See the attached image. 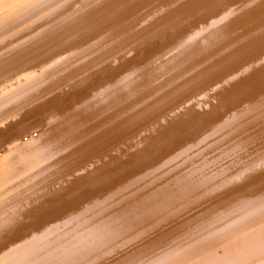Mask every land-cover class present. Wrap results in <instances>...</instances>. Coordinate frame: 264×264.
Here are the masks:
<instances>
[{
	"label": "bare ground",
	"instance_id": "6f19581e",
	"mask_svg": "<svg viewBox=\"0 0 264 264\" xmlns=\"http://www.w3.org/2000/svg\"><path fill=\"white\" fill-rule=\"evenodd\" d=\"M0 38V264H264V0H0Z\"/></svg>",
	"mask_w": 264,
	"mask_h": 264
},
{
	"label": "rangeland",
	"instance_id": "374dc122",
	"mask_svg": "<svg viewBox=\"0 0 264 264\" xmlns=\"http://www.w3.org/2000/svg\"><path fill=\"white\" fill-rule=\"evenodd\" d=\"M19 2V1H18ZM61 3H63V2H61ZM61 3H59L60 4V7H58L59 5L57 4V6H52V7H49V10H48V8L46 9V10H44V12H42L41 14H39V15H37L35 18L37 19L38 17V19H42V18H45L47 15H48V12H49V14L51 13V12H57V11H60V10H62L61 9ZM53 7H54V10H53ZM56 7V8H55ZM58 7V8H57ZM9 9L8 7H5V9H3L4 11L5 10H7V9ZM57 9V10H56ZM48 10V11H47ZM53 10V11H52ZM3 11V12H4ZM45 11H47L46 13H47V15L45 14ZM63 14H58L56 17H58V16H62ZM55 17V18H56ZM59 18V17H58ZM57 19V18H56ZM35 20V19H34ZM50 20V19H49ZM51 21V20H50ZM34 24V22L32 21L31 23L29 22L28 24H31V26L30 25H27V23L26 24H24V26H26V27H28L29 26V28H28V30H29V32L30 31H32L33 33H36L37 31H39V28L40 29H42L43 27H45V24H46V26H47V22H45V23H41L38 27H33V28H31L32 26H34V25H36V24ZM44 25V26H43ZM23 26V24L22 25H20L19 27H21V29H24L25 27ZM18 27V28H19ZM17 28V29H18ZM31 29V30H30ZM34 30H36V31H34ZM15 31V33H17V31L16 30H14ZM14 31H13V35L15 34L14 33ZM11 34V35H12ZM5 37V36H4ZM1 40H0V42L1 41H4V38H0ZM3 39V40H2ZM153 39V41H154V44H156V45H152V47L151 48H149V50H147V52L144 54V52L142 51V55L143 56H149V55H151V54H153V53H155V51L158 49V45H159V47L162 45V43H163V40H162V38H158V40H157V37L156 38H152ZM152 39L150 40V41H152ZM155 39H156V41H155ZM5 40H6V37H5ZM159 40H162V42L160 41V43H159ZM149 41V42H150ZM158 42V43H157ZM151 44H152V42H150ZM158 44V45H157ZM151 49V50H150ZM139 50V49H138ZM149 52V53H148ZM134 53V55H135V52H133ZM133 53H131V54H133ZM141 53V52H140ZM57 55V57H56V59L57 58H59V57H61L60 55L61 54H56ZM55 55V56H56ZM55 56L54 57H52V58H50V59H48L49 61H52V60H54L55 59ZM96 71V72H95ZM95 71H93V75L95 76V78L97 79V78H100V79H103L104 78V75H108V73H106V72H104V71H101V70H95ZM101 71V72H100ZM103 72V73H102ZM95 73V74H94ZM103 74V75H102ZM101 75V76H100ZM98 76V77H97ZM100 76V77H99ZM94 78V79H95ZM95 79V80H96ZM94 80V81H95ZM94 81H89V83H87L86 84V87H84V90H92V89H94V87H96V83L94 82ZM64 90H66V91H64ZM79 90V89H78ZM58 92H55V93H53L52 95H50L49 96V98L47 99L48 101L49 100H55L56 99V97H65V95H67V94H69V92L71 93V90H68L67 89V87H64V89L62 88V89H60V90H57ZM62 91H63V93H62ZM85 92V91H84ZM90 92V91H89ZM75 93V95L77 94L76 92H74ZM61 94V95H60ZM72 94V93H71ZM59 95V96H58ZM76 97V96H75ZM54 98V99H53ZM241 102H240V99H239V101H238V103H240V106H241V108L243 107V106H245V103L243 102V106L241 105L242 104V101H244V99H245V97H241ZM57 103V102H56ZM189 103H192V102H189ZM231 103H228L227 105L228 106H231L230 108L227 106V108L230 110V113H234V112H232L233 111V109L235 110V108L237 109V108H239L238 110H240L241 108H240V106H238L237 104H235V105H233L235 108H233V106H232V104L230 105ZM42 105V104H41ZM67 105V102H59V103H57L56 104V109H64V107ZM69 105V104H68ZM237 105V106H236ZM40 105H37L36 106V108L35 109H33L32 111H34V113L36 112L37 113V111H39L40 109H38V107H39ZM199 108H201V107H199ZM198 108V109H199ZM206 108V107H205ZM207 109V108H206ZM228 109H226L225 111H229ZM232 109V110H231ZM36 110V111H35ZM200 110H201V112L203 111V113H204V109L202 110V109H199V111H195V112H198L197 114H199L200 113ZM219 111L220 110H218V113H219ZM221 112V111H220ZM217 113V114H218ZM229 113V112H228ZM41 118L43 119V117H38V116H36V117H34L31 121H28L27 123H29V131H31L32 130V128H33V131L34 130H36L35 129V127H37L41 122ZM193 120H191L190 118H187V119H185V120H183L182 121V123H180L179 124V128H180V126H181V130H180V132H178V133H180V134H178L176 137H175V139H176V141H175V139H174V141L175 142H180V141H187V140H192V137L194 136V138H195V136H197V135H199V133H200V131H201V127H202V123H198L197 121H193L194 122V124H193V122H192ZM32 122V123H31ZM196 122V123H195ZM190 123H192V124H190ZM38 124V125H37ZM197 124V125H196ZM198 124H199V127H198ZM193 125V126H192ZM195 125V126H194ZM190 129H189V128ZM187 128V129H186ZM199 129V130H198ZM191 130V131H190ZM186 131H188V132H186ZM193 132V133H192ZM182 133H183V135H182ZM184 133H186L185 135H184ZM188 134H189V136H188ZM195 134H197V135H195ZM181 135V136H180ZM34 136H36V134L34 135ZM187 136H188V138H187ZM261 138H263V137H261ZM178 139V140H177ZM258 140H263L264 141V138L263 139H258ZM257 140V145H258V142L260 143L261 141H258ZM175 142L174 143H172V145L173 144H175ZM262 143V142H261ZM264 143V142H263ZM171 145V144H170ZM169 145V146H170ZM254 145H256V144H254ZM150 153H153V150H151L150 151ZM212 156V155H211ZM92 187L93 186H86V187H83V189L81 190V192L80 193H84L85 191H89V189H92ZM88 188V189H87ZM94 188V187H93ZM85 189V190H84ZM83 191V192H82ZM77 197L79 198L80 196H79V194H77V195H75V196H73V197H71L70 199H66L65 201H64V203H71V202H73V201H75V200H77ZM1 240H3L2 238H0V243H1Z\"/></svg>",
	"mask_w": 264,
	"mask_h": 264
}]
</instances>
